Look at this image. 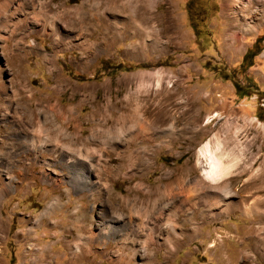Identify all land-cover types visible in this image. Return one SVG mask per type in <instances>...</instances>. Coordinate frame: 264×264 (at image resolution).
I'll return each instance as SVG.
<instances>
[{"label": "rangeland", "instance_id": "1", "mask_svg": "<svg viewBox=\"0 0 264 264\" xmlns=\"http://www.w3.org/2000/svg\"><path fill=\"white\" fill-rule=\"evenodd\" d=\"M53 1V8H72L87 0ZM224 1L233 8H257L249 0H155L141 38L133 34L136 29H125L124 14L115 18L100 9L96 14L105 11L104 19L115 24L118 40L108 48L100 45L105 28L100 23L73 28L58 21L59 43L32 23L28 32L17 30L8 46L0 40L8 84L5 92L0 89V264H32L36 248L52 254L51 264L54 257L67 264L72 251L63 242L81 233L71 229L75 215L88 228L94 223L95 237L108 238L110 222L119 236L112 243L139 242L129 246L136 254L125 251L121 259L113 244L107 250L103 244L87 247L84 233L79 237L84 257L77 264H264V14L223 13ZM228 18L239 19L241 29L230 27ZM162 19L169 20L166 29L159 25ZM247 52L250 65L243 63ZM114 112L119 120L131 117L129 127H148L151 146L145 150L141 143L146 134L128 139V125L119 138L108 140L115 143H106ZM30 113H35L31 125L24 117ZM47 131L58 132L62 140L54 143L62 149L72 146L82 155L27 154L24 146L34 147L41 137L42 150L54 149ZM79 131L85 139L91 132L97 137L89 149L75 142ZM218 140L225 156L239 160L223 181L230 194L219 201L205 197L212 190L201 181L206 163L199 156L202 145ZM80 167L88 172L83 183L91 182L99 194L80 192L82 185L73 179ZM175 180L187 194L177 189L178 196L138 201L150 188L171 187ZM131 207H153L156 215L144 213L140 221L126 213ZM130 219L141 225L143 237L134 238L124 226Z\"/></svg>", "mask_w": 264, "mask_h": 264}, {"label": "bare ground", "instance_id": "2", "mask_svg": "<svg viewBox=\"0 0 264 264\" xmlns=\"http://www.w3.org/2000/svg\"><path fill=\"white\" fill-rule=\"evenodd\" d=\"M0 1H1L0 2V40H4L5 45H7V46H8L10 41L15 39V36L18 34V31L25 29V32H28L29 30L33 29L34 27L32 24H37L36 26H41L42 30L44 32L47 30L50 31L49 34L51 36H53L54 38H56L55 40L59 43L58 31L56 29V24H58L61 21L62 23L65 24V27H73V28H78L77 27L78 25L79 26H82V25L87 26L89 24L92 25L93 23H100V25L103 24L105 26V28H104V33L102 34V38L100 40V45L107 46V48H108L111 44H113L114 42H116L118 40L117 37L115 36L117 34L113 35V31H112L114 29L113 26L115 24L107 22L106 21L107 19L106 20L104 19L105 17L102 16V13L105 11H102L101 14L100 13L96 14V12H98L100 9H105L108 14L114 16L115 18H116V14H119V13L124 14V16H125V20H124L125 29H127L129 27H131L132 30L136 29L133 34L135 36L141 38L142 37L141 29L145 28L146 25L150 24L152 16H153L151 14V12L153 9V5H155L154 4L155 0H104V2H103V0H87L84 3H82L81 5H79L78 7L67 8V6L63 4V5H58L57 7L54 6L55 8H53L52 5H55V2L53 0H49V1H43V0L42 1L41 0H0ZM249 1L253 2V8L255 6H257L256 10H253V12L251 11L250 4L248 6H245V7L236 6L235 8H233L232 5L230 4V2L228 3V1H224V4L222 5L223 13H227L229 10L234 9V11L236 13L238 11H243V14L251 15V18H253L256 15L261 14V13L264 14V0H249ZM94 9H95V11H93ZM93 12H95V13H93ZM164 18H165V16H164ZM228 20H229L228 22H229L230 27L241 29L242 26L238 22L239 19H237V20L234 19V21H233V20H230L228 18ZM168 21L169 20L162 19V20H160L159 25L164 26V28H165L166 27L165 23L168 24ZM31 25H32V27H31ZM67 29H69V28H67ZM86 30L90 31L89 28H86ZM87 31H86V33H83L81 35L77 34V36L78 37L87 36L88 35ZM28 34H30V33H28ZM135 49H138V47H135ZM124 81H123V83H124ZM125 83H126V81H125ZM158 84H156V85H158ZM7 85H8L7 80L3 74V68L0 66V89L2 90V92L3 91L5 92L7 90ZM125 100L128 101L129 97L128 96L125 97ZM113 106L115 107V105H113V104L110 107L112 108ZM136 109H137V107H136ZM64 110H67V112L72 114L71 108L68 107V108H65ZM147 113L148 112H146V114ZM97 114H100L99 108L95 109V112L92 115L94 117V115H97ZM114 114H115V112L110 114L109 115L110 118H108L107 123L110 124L111 127L109 128L108 131H106V129H105V131L107 132L105 134H108V137L105 139L106 143L109 142L108 140H110L112 138H116V139L119 138V136L124 132L123 128H125V126L128 125L126 123L130 122V120H131V117L127 116L128 117L127 118V117H125L126 115L125 116L122 115L120 120H119V118L116 119V116ZM160 116H161V114H160ZM24 117H26L29 120L30 125H31V122H33V119L35 118V113L27 114V116H24ZM61 118L62 117H59L58 121L61 122ZM74 118L75 117H73L71 119H74ZM134 118L136 119L135 115H134ZM140 119H142V118L140 117ZM54 120L53 121L50 120V121H52V123H50V125L53 124V126H56V130L61 129V131H62L63 130L62 127H59V126L55 125V123H53ZM58 121H56V122H58ZM46 122H47V120H46ZM141 123H142V121H141ZM118 125H120L121 127L119 128ZM137 125H138V128L137 127L135 128V126H133V125L131 127H129L130 124L126 127L128 129V131L132 128V130L129 131V133H128V135H129L128 139L132 140L136 135H142L143 136V134H146L147 136H143L141 138V143L144 145V149L146 150V148L150 147L151 144L154 142V139H151L150 135L148 136V134L146 133L149 130L148 127L147 128L142 127L139 123ZM133 127H134V130H133ZM53 129H55V128H53ZM91 131H92V129H91ZM47 132H48V135L45 134V136L46 137L48 136L47 140H49L51 143L55 144L54 149L52 148L51 150H48V149L42 150L43 146H41L39 142H44L43 141L44 139H43V137H41V138L37 139V141H39V142H36L34 147L31 146L30 143H28L27 145L24 146L26 148V150H25V148H23V149L26 151L27 154H33V155L37 154L41 158H44V156L49 155V153H57V151H61V152L65 153V150H66V152H71L76 156L82 155V154H79V151L75 150L76 148L72 149L71 148L72 146L71 147L68 146V148L62 149V147H60L58 145V143H54L57 140H62V137L60 135H58V132H57V134H54L55 132L52 134L51 131L50 132L47 131ZM95 133H98V132H95ZM25 135H28V140H29L30 134L25 133ZM67 135H68V132H67ZM98 135H99V133H98ZM111 135H114V136H111ZM91 136H92L91 139L90 138L85 139L84 135L82 133L80 134V131H79V136L78 137L73 136V138H74L76 143H80V144H83V146H87L92 140L94 141V140H96L95 138H97L92 132H91ZM65 137H67V136L65 135ZM73 138L72 137L70 138L71 142L73 141ZM34 139H35V136H34ZM115 142L116 141L113 140V142L110 141L109 144H113ZM16 143H18V142L16 141ZM88 149H89V147H88ZM223 152H224L223 146L219 140L215 141V143L212 147H211L210 143L207 142V143H205V145H202V148H200V150H199V156L201 158L203 157V159L206 163V166H204V168L202 169V173H201L202 180L201 181H203V182L206 181L207 183H209L210 185L207 188H210L212 190V191H210L212 194H209V192H207V194L205 196L208 199L211 198L213 200L219 201L220 198H223V197L225 198L230 194V191H228L227 184L224 183L223 181L226 179V177H228V175H231L232 170L238 165L239 160H238V158H233V157L229 158V156L228 155L225 156ZM93 155H94V153H93ZM80 168L81 169H78V168L76 169L77 170L76 173L74 171V178H73L75 180L74 182L77 185H79V184L82 185V187L79 188L80 192L87 191V192H93L92 195L99 194V193L94 192V190L97 187L90 188L91 184H92L91 182L90 183L86 182L85 184L83 183L84 180H86L85 178H87L88 172L84 171L82 169V167H80ZM171 179L172 178H170V181H171ZM158 184H159V182H158ZM167 184H164V186H156V187H153L152 189L150 188L146 194L137 196L138 201L140 203H142V205H143V202L144 203L150 202V201L152 202V200H154V198H156L157 200H163L164 198H166L167 196L169 197L170 195L178 196L177 193L175 194V191H174L177 189L181 190L182 193H186V194L188 193L189 189L186 188L185 186H182L180 188L178 185V182L176 180L173 181V183H172L173 186H171V187H169V185H167ZM174 185H177V188H174ZM1 194H2V190H0V195ZM114 199L117 202L121 201V198L118 196H114ZM146 199H147V201L145 202ZM220 200H222V199H220ZM120 207H121V209H124V210L126 209L125 207H123V203L120 205ZM150 208L151 207H149V209ZM154 208H156V207H154ZM149 209L145 210V209H140L137 207H131L130 209H128L126 211V213L129 214L131 216V218L133 217V215L135 217V215L137 214L136 219L141 221L142 215H144V213H147L148 215L151 214V216L156 215V214H153V210H149ZM159 212L160 211H158L157 214H159ZM102 216H104V214H102ZM72 217H73V221L71 222V224H72L71 229L73 231L74 230L81 231V233L78 237H75L72 240H67V241L63 242V243H65V246H67L70 249V251H72V253H71L72 257L70 259V262H68V261L66 262L67 264H77L78 260L82 259V257H84V256H82L84 253L80 249V246L82 244L80 245V239H79V237H81V235L84 233H87V236L85 235L86 236V238H85L86 244L85 245H87V247H91V246H95V245L97 246L99 244H103V245H105V247H104L105 250H107L108 246L113 244V245H115V248H118V250L121 252V255H119V256H121V259H123L125 257V255H124V254H126L125 251L131 250L129 248V246L134 248L139 243V242L138 243L136 242V239L130 241L128 238H122V239H120L119 242L114 241L112 243V240L116 237L118 238L119 236H118V231L116 230L117 227L115 225H112L110 222L108 223V225H106V228L108 230L107 231L108 238H105L103 235L102 236L100 235L99 238L95 237L94 234L92 233L93 227L95 226L94 223L91 224V227H92V229H91V227L88 228L87 223H85L86 222L85 218L84 219L83 218H77L76 215L72 216ZM114 218H116V216ZM131 220L132 219H130L127 222V223H129V227L127 225H124V226H126V228H128V229L131 228L130 231L134 235V238L135 237L139 238L140 236H142V234L140 232V230H141L140 226L141 225L140 224L135 225L133 223V221H131ZM117 221L120 222L118 218H116L115 223H117ZM170 221L167 220L168 227L170 228V231L173 234H176L175 233L176 227ZM119 226H121V225L119 224ZM124 226H123V228H124ZM142 232H143V229H142ZM62 241H64V240H62ZM144 243L149 245L151 243L150 239L148 237H145ZM35 247H38V246H35ZM34 250H35V258L32 259V264H51V262H49L50 261L49 258H51V255H52L51 253L45 252V250L43 251L40 248H36ZM134 251H136V250H133L130 252H134ZM133 254H136V252H134ZM52 262L54 264H57V263H55V257L53 258Z\"/></svg>", "mask_w": 264, "mask_h": 264}, {"label": "trees", "instance_id": "3", "mask_svg": "<svg viewBox=\"0 0 264 264\" xmlns=\"http://www.w3.org/2000/svg\"><path fill=\"white\" fill-rule=\"evenodd\" d=\"M252 56L250 52H247L244 57H243V63L248 62V65H250V60H251ZM236 89H238V86H236Z\"/></svg>", "mask_w": 264, "mask_h": 264}]
</instances>
